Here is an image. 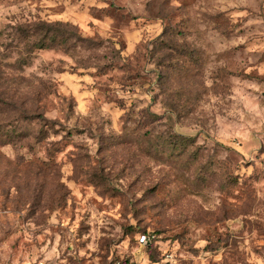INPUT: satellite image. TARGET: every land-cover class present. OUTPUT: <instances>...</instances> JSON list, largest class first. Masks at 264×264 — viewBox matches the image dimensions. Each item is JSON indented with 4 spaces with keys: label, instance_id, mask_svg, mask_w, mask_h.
I'll use <instances>...</instances> for the list:
<instances>
[{
    "label": "rangeland",
    "instance_id": "374dc122",
    "mask_svg": "<svg viewBox=\"0 0 264 264\" xmlns=\"http://www.w3.org/2000/svg\"><path fill=\"white\" fill-rule=\"evenodd\" d=\"M34 260L264 264V0H0V264Z\"/></svg>",
    "mask_w": 264,
    "mask_h": 264
},
{
    "label": "trees",
    "instance_id": "16d2710c",
    "mask_svg": "<svg viewBox=\"0 0 264 264\" xmlns=\"http://www.w3.org/2000/svg\"><path fill=\"white\" fill-rule=\"evenodd\" d=\"M72 28L68 22L62 21H51L47 22L44 20L28 21L26 24H18L15 26V32L19 39L22 40L23 44L29 47V50L61 47L64 49L73 46L69 43L71 39L68 28ZM80 37V36H79ZM82 39V38H80ZM69 43V44H68ZM18 65H27L26 60L23 56H19L15 60ZM38 119H44L43 115L37 114ZM144 233V232H141ZM139 233V235L141 234ZM138 235V237H139ZM149 244L151 239L148 240ZM147 243V242H146ZM158 261H149L150 264L156 263Z\"/></svg>",
    "mask_w": 264,
    "mask_h": 264
},
{
    "label": "built area",
    "instance_id": "2783aa9c",
    "mask_svg": "<svg viewBox=\"0 0 264 264\" xmlns=\"http://www.w3.org/2000/svg\"><path fill=\"white\" fill-rule=\"evenodd\" d=\"M149 239H150V238H149V236H148L146 233H141V234L139 235V237H138V241H139L140 243H143V244H145L146 242H148ZM29 264H45V263H44V261H42V260H34V261L30 262ZM115 264H118V262L115 263ZM128 264H129V263H128ZM152 264H159V262L152 263Z\"/></svg>",
    "mask_w": 264,
    "mask_h": 264
}]
</instances>
